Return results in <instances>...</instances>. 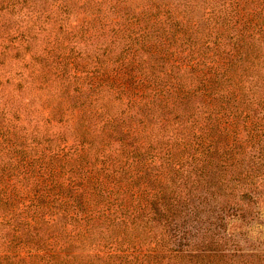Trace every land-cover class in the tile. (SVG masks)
<instances>
[{
    "label": "trees",
    "instance_id": "1",
    "mask_svg": "<svg viewBox=\"0 0 264 264\" xmlns=\"http://www.w3.org/2000/svg\"><path fill=\"white\" fill-rule=\"evenodd\" d=\"M0 56V264H264V0H0Z\"/></svg>",
    "mask_w": 264,
    "mask_h": 264
},
{
    "label": "rangeland",
    "instance_id": "2",
    "mask_svg": "<svg viewBox=\"0 0 264 264\" xmlns=\"http://www.w3.org/2000/svg\"><path fill=\"white\" fill-rule=\"evenodd\" d=\"M6 16V15H5ZM72 16V19L70 20V24L72 27H74L76 24H83L85 20L88 19L87 16H85V13L80 10V9H76L74 11V14L71 15ZM4 23L7 22L6 25L10 26L12 31H11V34L13 35H16L14 34V32H16L15 30L24 25L26 26L27 24H32V21L29 20V18L25 17L23 14L21 15H15L13 16L12 18H9V16H6V18H4V20H2ZM103 23V21L100 23V22H96L95 23V26L96 27H99L101 24ZM36 25H41L43 26L42 27V30L40 33L36 34L35 36H32L30 37L31 39V44L32 46L34 47L36 45L37 48H34L35 50H40L42 51V48H44L48 42L52 41L53 40V37L55 35V31L57 30V28L54 26L53 24V21H49L47 23L45 22H38ZM7 26V27H8ZM46 28V31L43 30V28ZM88 27H90V25H85L84 26V29H87ZM2 30V29H1ZM49 30L51 31V33L49 32ZM93 31V30H90V32ZM99 34V33H98ZM98 42V39H95L93 38L90 42V45L92 47V49H97L100 47L99 44H97ZM1 58L3 59L4 58V61L6 65H4V67H0V74L2 72H4V70H2V68H6V69H10L13 71V72H20V74H27L28 73V70H32L33 68L35 69H40L41 68V63H36V65H32V66H27V69H22V63H21V60H13V61H10L9 58L6 56H0V60ZM9 74V73H8ZM5 75L4 78H1V80L5 81L6 80V77L9 76V75ZM15 77H17L16 75L13 76L11 79H14ZM21 76H19L18 79H20ZM31 79V78H30ZM28 79V82L25 81L28 86V89H23L22 91L20 92H16V91H13V88H14V84H18V82L14 79L13 83L12 84H5V85H2L0 84V90L2 92V94H6V95H10V94H16V98L17 99H23L22 100V106L25 108L26 105H28L30 102H33L32 104V108L37 112H35L36 116H38L40 114V111L43 110V107H45L44 103H45V95H46V91H42V90H38V87L40 85V80H31ZM31 85H34V86H31ZM21 96H20V95ZM45 112H43L44 114ZM34 114V115H35ZM47 127H48V124H47ZM50 130H56L58 131L60 129V127H56L55 124H50ZM44 128V127H43ZM261 206H264V203H261ZM264 210V208H263ZM255 221L260 222L262 224L261 225H258L257 223H255ZM252 227L251 226H248L249 229L252 228L253 232L249 233L247 236L246 234H242V236H240V228L238 229L237 227L233 228V229H237L234 231V233L238 236V240L240 241L241 245L243 246L242 248L245 249L246 252H251V253H259V251H264V220L263 221H260V220H256L255 219ZM232 229V230H233ZM247 237V238H246Z\"/></svg>",
    "mask_w": 264,
    "mask_h": 264
}]
</instances>
